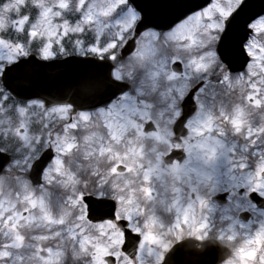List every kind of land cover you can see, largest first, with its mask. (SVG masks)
Instances as JSON below:
<instances>
[{"label":"rangeland","instance_id":"1","mask_svg":"<svg viewBox=\"0 0 264 264\" xmlns=\"http://www.w3.org/2000/svg\"><path fill=\"white\" fill-rule=\"evenodd\" d=\"M126 1L10 0L0 6L3 64L27 52L39 40L41 56H51L52 52L114 55L115 76L133 85L98 119L96 113L90 117L68 106H56L41 114L45 117H41L43 132L21 138L27 155L16 160L9 172L16 167L28 169L36 157L30 153L31 143L40 138L45 140V146L54 148L55 157L44 174L43 185L31 190L27 183L20 182L17 194L0 196V206L11 197L18 201L14 209L11 207V217L0 218L1 231L8 225L6 221H12L5 235L0 232V264H61L70 257L73 264H81L86 258L82 264H103L106 253H114L119 264H157L162 258L160 250L150 247L155 233L144 226L152 220L157 221V229L166 227L164 217L169 208L175 211L171 217L174 223L159 238L161 242L176 230L215 232L233 248L232 256L222 264H264V210L247 199L250 190L264 195V178L260 175L264 168V17L253 24L256 35L247 43L252 59L242 73L230 74L226 67L218 72L212 70L220 62L212 44L217 42L222 28V21L213 17L217 13L226 16L235 0H214L203 13L191 15L163 36L149 33L157 40L141 39L133 57L122 62L118 59L119 49L139 18ZM118 7L123 10L116 15ZM26 24L30 25L26 43L2 39L9 25L20 34ZM86 30L92 36L84 40L81 33ZM65 39L71 40L66 48ZM113 43L115 46L111 47ZM54 45L60 46L59 52ZM176 60L182 62L183 75L171 67ZM202 78L210 87L203 86L197 93L198 109L187 123L189 136L179 144L187 157L183 162H174L170 167L175 165L176 169L169 172L180 182L172 186H176L173 192L185 188L182 193H186L183 198L187 203L176 198L167 208L166 198L158 199L161 187L167 192L164 183L168 177L164 175H168L169 167L163 162V152L170 148L167 131L181 112L180 100ZM216 87L221 91L212 90ZM8 107L11 114L14 104L9 103ZM24 107L29 111L36 109L31 103ZM15 112L20 114L22 106L18 105ZM148 120L154 122L156 132L143 131ZM190 138L193 142H189ZM152 140L164 143V150L155 153L153 147H146L144 142ZM120 163L126 166L123 173L116 171ZM179 163L182 166L176 165ZM155 175L159 177L155 179ZM18 177L15 182L25 181ZM4 179L2 182L7 180ZM242 187L246 192L240 195ZM1 190L8 191L3 185ZM221 191H229L228 202L223 206L211 201L212 195ZM108 192L118 201V215L128 218L143 233L144 241L134 259L121 252V244L112 245L119 236L115 225L109 222L97 229L87 223L89 229L82 225L86 219L83 193ZM143 193L144 203L137 196ZM65 197L76 199L71 200V205ZM242 210L253 213L248 222L238 217ZM24 211H28L27 216Z\"/></svg>","mask_w":264,"mask_h":264},{"label":"water","instance_id":"2","mask_svg":"<svg viewBox=\"0 0 264 264\" xmlns=\"http://www.w3.org/2000/svg\"><path fill=\"white\" fill-rule=\"evenodd\" d=\"M141 13V18L136 24L135 34L148 27L167 29L175 22L182 19L188 13L201 8L205 0H129ZM264 9V0H248V4L242 13L239 22H234L229 29V34L223 44H219V51L225 55L223 59L233 71L242 69L248 61L241 49V43L247 33L244 21L249 15L255 16ZM134 37L129 39L122 49L125 56L134 48ZM30 69L24 79L29 82L27 94L29 98H43L48 104L71 103L75 108L89 109L100 106V101L114 98L117 94L127 89V84L116 80L112 76V63L108 59H100L92 56L80 57L71 55L62 59L41 60L35 55L24 58ZM89 80L93 87L87 91L81 89V84ZM194 88L186 98L184 115L178 120L177 127H183L189 115L194 111L195 104L192 96ZM23 98V97H21ZM53 156L52 151H45L34 161L30 169V177L33 183L42 182L44 168ZM9 154L0 151V174L9 162ZM256 195V194H254ZM257 196V195H256ZM260 200V198L257 196ZM84 201L91 205L88 207V217L94 221L106 218H115V202L111 199L85 195ZM101 202V203H98ZM247 212L241 214L247 218ZM123 221L119 224L122 225ZM130 230H126V242L123 249L134 256L137 252L138 239H133ZM132 241V242H131ZM183 242L178 244L173 253L168 254L161 264H217L227 258L231 250L218 240H208L199 248L195 245L186 246ZM188 243V242H187ZM183 247V249H181ZM185 255L179 258L181 255ZM187 255V256H186ZM108 261L113 262L112 256Z\"/></svg>","mask_w":264,"mask_h":264},{"label":"flooded vegetation","instance_id":"3","mask_svg":"<svg viewBox=\"0 0 264 264\" xmlns=\"http://www.w3.org/2000/svg\"><path fill=\"white\" fill-rule=\"evenodd\" d=\"M157 33H159L161 36L166 34L163 32H154L153 35H156ZM156 38L157 37L155 36L154 39ZM213 70L216 71V66H214ZM34 102H36V109L29 111L24 107V105L28 104V102L13 97L8 91H6V89L2 85L0 87V149L9 152L13 158H15L14 151H17V149H19V147L23 145V140L21 138L27 139V135L35 134L37 132L41 133L44 131L45 127H43L41 124V117H43V115L41 114H43L45 110L48 111L56 108V106L46 107L45 103H41V101L36 100ZM9 103L14 104V108L11 114V109L8 107ZM18 105L22 106V112L20 114H17L15 112ZM53 114L54 113H52V116ZM43 119L45 120V117H43ZM172 130L174 131V129ZM44 141L45 140L43 138H40V140L33 141L31 143L32 147L30 150L35 153L34 156L38 157L45 150V148L49 146V144L45 146ZM27 151V147L25 149H21L19 152L20 156L22 157ZM28 171L29 169L21 170L19 167H16L15 171L12 172H9L8 170L4 171V173L0 176V179L5 178L7 180L5 182L0 181V190L2 185L7 187L8 191L4 193L5 196L13 193L17 194L18 185L21 181L15 182L14 180L17 178L18 174L21 175V177L18 178L24 179L25 183L28 181L30 182ZM8 199V203L0 206V218H4L6 215L8 218L11 217V213L14 209L13 205H15V203L12 202V198ZM65 200L71 202V199ZM11 207L13 209H11ZM24 215L27 216L28 211H25ZM113 223L116 224V222ZM6 224H8L7 226H5L6 228L3 231L0 230V232H3L2 236L6 234L7 230H10L9 227L10 224L12 225V221H6ZM169 227L171 228V224L169 225ZM201 233L198 234L197 232H183L182 230L172 231L166 236L167 244L171 246L185 237L204 239ZM103 264L105 263L103 262ZM115 264H117V262Z\"/></svg>","mask_w":264,"mask_h":264},{"label":"snow or ice","instance_id":"4","mask_svg":"<svg viewBox=\"0 0 264 264\" xmlns=\"http://www.w3.org/2000/svg\"><path fill=\"white\" fill-rule=\"evenodd\" d=\"M213 3L214 0H205V3L202 6V8L198 9L196 12L203 13L204 10L209 8L211 5H213ZM247 4H248V0H235V6L232 7L230 11H228L226 16H221L219 13H217L213 17V19L218 20V22L222 21V28L220 29V34L216 44H223L225 42V39L229 34L230 27L233 25L234 22L240 21L242 17V13L244 12ZM122 10H123L122 8L118 7L115 14L118 15L119 12ZM261 17H264V9H262L261 12L256 14L255 16L249 15L247 20L244 21L245 26L247 28V33L243 39V42L241 43V49L244 52L245 56L248 58V60L250 59V57L246 51L245 45L247 44L249 39H251L253 36L256 35L252 25L257 19H260ZM205 19H207V17H205ZM110 46L114 47L115 45L113 43ZM217 53L219 54L220 59L223 60L225 58V55L222 51H219L217 49ZM25 55L27 54L25 53ZM54 57H55V52H52L51 56H42V59L50 60L53 59ZM101 59H103V57H101ZM109 59H115V56L113 55L109 57ZM29 71L30 69L28 68V62L18 57L14 60L9 61L8 66L6 67L3 66L2 62H0V80L3 81L4 88L13 95L17 97H23L24 99H30L27 94V88L29 86V82L26 79H24V77L27 76ZM80 87L82 90L87 91L93 87V84L91 81L85 80ZM113 100H114L113 98L109 97L107 100L100 101V104L106 107ZM41 103H43V101H41ZM69 107H71V105H69ZM46 151L51 152V149H47ZM88 207L90 209L89 215H91V211H92L91 205H88ZM136 239H139V237H136Z\"/></svg>","mask_w":264,"mask_h":264}]
</instances>
